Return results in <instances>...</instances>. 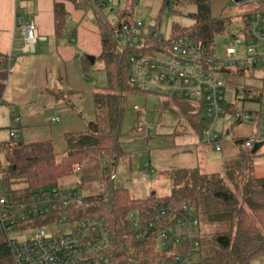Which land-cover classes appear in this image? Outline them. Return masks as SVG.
I'll return each mask as SVG.
<instances>
[{
  "label": "trees",
  "instance_id": "16d2710c",
  "mask_svg": "<svg viewBox=\"0 0 264 264\" xmlns=\"http://www.w3.org/2000/svg\"><path fill=\"white\" fill-rule=\"evenodd\" d=\"M92 9L99 27L102 52L98 59L105 65L107 74L106 90L94 92L96 117L87 123L81 133L66 134L67 149L58 161V153L50 140L26 143L24 140L10 139L0 142V151L7 160L2 185L17 199L39 187L59 186L61 180L83 171L84 164L92 169L111 172L104 179V191L88 196L87 203L78 209L80 217H104L109 225V253L124 264H165L166 253H149V241L134 237L127 215L130 211L150 206L155 200L169 198L178 203L193 206L199 220L214 227L210 238L200 237L199 259L196 264H251L252 260L264 257V177H258L254 168V154L241 146L229 153L221 162V170L206 172L199 166L181 167L171 174L173 193L158 197L150 194L144 198L132 195L128 188L117 187L110 176L116 170L121 156L122 120L126 94L138 90L130 84L128 59L134 54L155 53L181 36L203 44L208 50L215 51V38L226 31L230 18L214 16L211 0H175L176 3H191L197 11L190 16L191 26H173L172 38L166 41L154 33L139 46L132 38L121 43L116 29L123 24L133 27V12L140 0H126V7L120 12L115 25L104 16L101 7L93 0H75ZM98 1V0H96ZM172 0H164V10ZM56 32H62L66 15L63 2H57ZM85 71L90 62L85 61ZM9 60L0 53V106L4 103V92L8 79ZM227 73L231 69H225ZM251 87H245V101H262V95L250 97ZM232 105L229 110H235ZM227 133V132H226ZM224 153V151L219 152ZM225 154V153H224ZM25 181L23 188H12L13 183ZM0 264H14L10 247L0 243Z\"/></svg>",
  "mask_w": 264,
  "mask_h": 264
},
{
  "label": "built area",
  "instance_id": "2783aa9c",
  "mask_svg": "<svg viewBox=\"0 0 264 264\" xmlns=\"http://www.w3.org/2000/svg\"><path fill=\"white\" fill-rule=\"evenodd\" d=\"M251 1L252 11L244 20L241 34H229L226 56H219L203 44L181 36L155 53L134 54L128 59L133 87L166 97L187 99L204 111L206 119L202 134L205 143L211 145L215 152L239 143V140L228 142L225 131L217 127L226 116L233 117L238 123L255 121L256 130L241 145L253 150L257 143L262 144L256 154L264 149V104L260 102L261 108L255 113L238 110L237 102L224 105L225 83L219 78V74L227 73L225 69L244 71L248 66L264 65V12L257 0ZM94 2L99 6L102 4ZM117 16L119 18L120 12ZM142 26V22H134L132 28L127 24L121 25L116 29L118 39L125 43L131 37L135 44L133 38L140 37L135 30ZM150 31L153 33L154 29ZM23 32L24 52H34L39 38L37 25L31 22ZM256 94L257 90L251 88L249 96ZM237 96L244 103L245 90L237 91ZM232 105L236 108L230 111ZM54 121H59V118ZM145 130L151 134L148 124ZM227 133L229 135L230 130ZM9 136L10 139H18L20 134L11 128ZM77 170L81 171L80 168ZM153 171L148 163H144L139 173L147 176ZM110 178L115 181L116 173ZM87 200L88 196L77 190L61 186L39 187L17 199L0 181V223L7 235L6 243L14 264H124L109 253L111 237L106 219L80 217L78 214V209ZM127 220L137 240L157 243L160 252L166 253L165 264H196L200 220L190 205L162 198L150 206L130 211ZM65 225L67 230L63 229ZM11 230H29L31 234L16 240L9 237Z\"/></svg>",
  "mask_w": 264,
  "mask_h": 264
},
{
  "label": "rangeland",
  "instance_id": "374dc122",
  "mask_svg": "<svg viewBox=\"0 0 264 264\" xmlns=\"http://www.w3.org/2000/svg\"><path fill=\"white\" fill-rule=\"evenodd\" d=\"M252 4L253 2L249 0L241 3H236L233 0H211V11L214 16L230 18L226 31L215 38V52L219 56H226L225 49L230 40L229 34H241L244 17L249 13ZM163 6L164 0L139 1L133 12L134 22L143 23L142 27L135 30L140 35V37L133 38L137 45L140 46L142 41L153 33L168 41L172 38L175 24L183 27L193 24L194 20L190 14L197 11L195 4L173 2L170 7L162 10ZM125 7L126 0H106L105 4L101 6V10L105 18L115 25L118 20L117 12H121ZM151 28L154 29L153 33L150 31ZM240 47L241 45L239 46L241 50ZM89 77L96 82L97 89L106 90L108 79L104 62L101 59H97L91 66ZM219 78L225 83L224 105L237 102L238 110L253 113L260 110L259 102L244 101L243 103L242 100H239L237 91L245 90V87L254 88L258 94L262 95L264 102V65L248 66L244 71L233 69L230 73L219 74ZM205 119L204 111L196 108L187 99L171 98L141 90L129 91L126 94L121 126L124 154L121 156L116 170L113 171L117 175L114 181L115 185L128 188L132 195L138 198H144L153 193L158 197H163L173 193L171 174L178 168L199 166L207 172L220 171L223 158L229 153L233 154L241 145L240 143L234 144V146L230 144L229 148L224 151L225 154L214 157L213 147L205 143V136L202 134ZM146 124L150 127V135L145 130ZM217 127L225 131L226 139L231 142L249 138L256 130V122L238 123L234 122L233 117L226 116L218 122ZM0 130L8 136L10 129L2 128ZM227 130H230L229 135L226 134ZM242 148L244 149V147ZM254 155V162L259 159L264 160V149L262 155L256 156V153ZM62 156L63 153L58 154V161ZM144 163L151 165L154 170L147 176H142L139 173ZM7 164L4 154L0 151V181L3 179V170ZM90 165V163L84 164L82 173L77 172L63 178L59 186L75 189L84 196L101 194L104 191V179L111 172L103 170L102 166L100 170H95ZM25 186V181H19L13 183L12 188ZM192 208L194 209L193 206ZM67 227L65 225L63 229L67 230ZM197 232L201 240L210 238V235L214 233V227L201 220ZM30 234L29 230L9 231V237L16 240L25 239ZM5 241H7V235L0 223V243ZM156 251H160L157 243L151 244L149 253ZM198 259L199 257H197ZM251 264H264V257L255 258Z\"/></svg>",
  "mask_w": 264,
  "mask_h": 264
},
{
  "label": "crops",
  "instance_id": "0c3cea01",
  "mask_svg": "<svg viewBox=\"0 0 264 264\" xmlns=\"http://www.w3.org/2000/svg\"><path fill=\"white\" fill-rule=\"evenodd\" d=\"M57 2L64 3L66 12L60 35L56 32ZM98 2L101 7L106 0ZM257 2L264 12V0ZM31 22L37 25L39 38L34 52L25 53L23 28ZM101 52L98 24L84 3L0 0V53L9 60L0 129L15 128L26 143L50 140L55 151L64 154L66 134L84 132L96 117L94 92L98 85L90 79L89 70ZM88 56H94L95 61ZM86 60L91 65L85 71ZM57 117L59 121H54ZM8 140L9 133L7 136L0 130V142ZM223 154L214 152L213 156ZM254 168L258 177H264V160L255 162Z\"/></svg>",
  "mask_w": 264,
  "mask_h": 264
},
{
  "label": "water",
  "instance_id": "95a60500",
  "mask_svg": "<svg viewBox=\"0 0 264 264\" xmlns=\"http://www.w3.org/2000/svg\"><path fill=\"white\" fill-rule=\"evenodd\" d=\"M244 1H246V0H235L236 3H241V2H244ZM88 59L91 60L92 63L95 61V57L94 56H88ZM261 146H262V144L257 143L255 145V147L253 148L252 153L255 154L260 149ZM153 194H155V193H153Z\"/></svg>",
  "mask_w": 264,
  "mask_h": 264
}]
</instances>
